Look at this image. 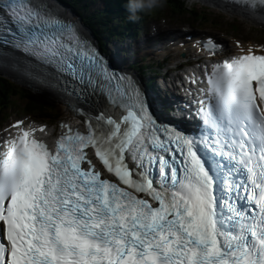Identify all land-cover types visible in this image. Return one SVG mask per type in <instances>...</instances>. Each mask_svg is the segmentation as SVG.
<instances>
[{
    "label": "snow or ice",
    "instance_id": "snow-or-ice-1",
    "mask_svg": "<svg viewBox=\"0 0 264 264\" xmlns=\"http://www.w3.org/2000/svg\"><path fill=\"white\" fill-rule=\"evenodd\" d=\"M0 44L107 100L54 150L21 128L0 154V264H264V55L212 65L186 134L44 0H0Z\"/></svg>",
    "mask_w": 264,
    "mask_h": 264
},
{
    "label": "rangeland",
    "instance_id": "rangeland-1",
    "mask_svg": "<svg viewBox=\"0 0 264 264\" xmlns=\"http://www.w3.org/2000/svg\"><path fill=\"white\" fill-rule=\"evenodd\" d=\"M61 4H63V3H61ZM127 4L129 6V2H127ZM185 4L189 9L192 8L193 12H195V11L201 12V15H204V18H202L201 20L204 19L206 21L219 22L221 24L219 26V28L224 32L230 33L232 31V28H236V29H239L243 34H245V35H243L244 37H249L250 39H255L258 42H264V26L262 28H258L257 26H252V23L248 22L247 20L241 19V18L237 17L236 15L226 13L225 11H223L222 9H219L217 6H214L211 3L208 5H204L199 0H186ZM63 6L72 12V9L69 6H67L65 4H63ZM103 6H104V3L102 0H96L90 5L89 9L92 11L94 9H101V8H103ZM170 11L171 10L168 7H166V8H164V10L161 9L160 11L155 12V13L151 12L149 14L150 15L149 17L152 19L153 23H158V22L162 23L161 22L162 20L167 21L168 15H171V17H172L170 19V21H177L179 19L180 20H183V19L198 20V19L193 18L192 16H190L187 13H179V12H173L172 11L174 14H170L171 13ZM75 16H77L80 19V17L78 15H75ZM81 22H82V20H81ZM178 23L179 22H177V24ZM82 24L87 29H89V27L86 24H84L83 22H82ZM89 31H90V29H89ZM233 34H235V33H233ZM91 37H93V39H94V36L92 33H91ZM123 45H124L123 47H125V49H127L126 51H124V53L129 52L130 54H132L136 58L140 57V55L139 56L136 55V52L134 51L133 46H128L127 42L123 43ZM120 46L121 45L116 40L108 41V47L110 49H113L116 52L117 51L119 52V50L121 49ZM143 63H147V64L150 63L151 64V61H143ZM150 74H151L150 72H145L144 73L145 78ZM13 83L16 84L18 87L23 88L27 93L21 91L19 94H17L16 96H14L11 99V101L9 103V108L2 107V110H0V119H3L5 114L8 113L10 110L18 111V113L20 115L25 114V113L27 114L28 111L24 110V107L27 109V102L30 100L31 97L32 98L36 97V99H37L36 101H45L50 105L48 107V109H46L48 111V116H50V117L44 118L45 120L53 122L56 120V118H58V117L60 118L62 116V111L55 105L52 98L45 97V96L39 94L38 92H36V90L30 88L29 86H27L23 83L14 82V81H13ZM56 111L58 112V114H54V112H56ZM32 114H34L36 117L42 118L40 115H36V112H32Z\"/></svg>",
    "mask_w": 264,
    "mask_h": 264
},
{
    "label": "trees",
    "instance_id": "trees-1",
    "mask_svg": "<svg viewBox=\"0 0 264 264\" xmlns=\"http://www.w3.org/2000/svg\"><path fill=\"white\" fill-rule=\"evenodd\" d=\"M63 3L71 7L76 13H78L84 23L88 25L93 35L102 44L107 38L118 35L122 36L125 31L129 30L130 26H133L132 21H136L139 16L148 9L139 10L135 13L136 19H130L132 13L129 10L127 2L129 0H103L104 6L101 9L90 10L89 6L96 0H60ZM161 6H167L171 8V11L184 12L186 7L183 0H160ZM192 15L195 12H191ZM196 15V14H195ZM144 66H137V68H143ZM21 91L27 93L23 88L18 87L11 80L4 76H0V107L6 108L11 99L19 94ZM36 97H31L27 102V109L34 110L38 114H42L45 117L48 116V107L50 106L45 101H36ZM26 109V108H25ZM58 114V112H54Z\"/></svg>",
    "mask_w": 264,
    "mask_h": 264
},
{
    "label": "bare ground",
    "instance_id": "bare-ground-1",
    "mask_svg": "<svg viewBox=\"0 0 264 264\" xmlns=\"http://www.w3.org/2000/svg\"><path fill=\"white\" fill-rule=\"evenodd\" d=\"M199 1H201L204 5H208L211 3L212 5L217 6L218 8L225 9L228 13L232 15L240 16L241 19H247L251 22H255L256 24H261V26H264V17H262L261 14L254 15L247 10L240 9L237 7L232 8L227 5L222 4L220 1H217V0H199ZM44 2L47 3V5H49L50 7H53L54 9H56L60 14L65 15L70 20L75 21L77 26L80 28V30L84 34H86L92 41L94 40L93 37H91V32L89 31V29H87L82 24L81 20L77 16H75L73 12H71L69 9H67L64 6L59 5L54 0H44ZM249 43H252V41H250ZM0 60L1 62L11 64V67L0 65V74L4 75L5 77L9 78L10 80L14 82L23 83L29 86L30 88L36 90V92H38L39 94L45 97L52 98L55 105L62 111L61 119L64 120V123H66L67 125L77 124V121H78L76 117L77 114L74 111L69 110L70 108L74 107V102L70 99L69 94L63 95L60 92L59 88L52 87V85L54 84L56 85L59 84L58 81L55 80L56 78L55 79L52 78L51 77L52 75L50 76L47 71H44L42 73L41 71L37 70L33 66L23 63L18 58H16L13 55H10L9 53H7V56L4 55L0 57ZM22 71H24V73ZM93 102H96V101L93 100ZM29 115L31 116L30 118L35 117L32 114H29ZM35 118H37L40 122H43V123L48 121L40 117H35ZM59 121L60 120L58 117L51 124H54V126H56V124ZM53 130H55V128L51 129L50 127H48V129L46 130V134Z\"/></svg>",
    "mask_w": 264,
    "mask_h": 264
},
{
    "label": "clouds",
    "instance_id": "clouds-1",
    "mask_svg": "<svg viewBox=\"0 0 264 264\" xmlns=\"http://www.w3.org/2000/svg\"><path fill=\"white\" fill-rule=\"evenodd\" d=\"M160 0H129V10L132 13L130 19H136L135 13L143 9H151L158 6Z\"/></svg>",
    "mask_w": 264,
    "mask_h": 264
},
{
    "label": "water",
    "instance_id": "water-1",
    "mask_svg": "<svg viewBox=\"0 0 264 264\" xmlns=\"http://www.w3.org/2000/svg\"><path fill=\"white\" fill-rule=\"evenodd\" d=\"M4 55H6L7 56V54L5 53V52H0V57H2V56H4ZM20 64V63H19ZM0 65H2V66H6V67H11V64H7V63H4V62H1V60H0ZM23 73H24V71H22ZM2 75V74H1Z\"/></svg>",
    "mask_w": 264,
    "mask_h": 264
}]
</instances>
